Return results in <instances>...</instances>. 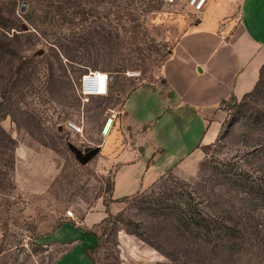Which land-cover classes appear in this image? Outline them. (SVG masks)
I'll return each instance as SVG.
<instances>
[{
	"label": "rangeland",
	"instance_id": "rangeland-1",
	"mask_svg": "<svg viewBox=\"0 0 264 264\" xmlns=\"http://www.w3.org/2000/svg\"><path fill=\"white\" fill-rule=\"evenodd\" d=\"M196 18L184 0H0V264H53L67 246L45 235L102 200L114 202L116 151L108 146L119 137L125 99L160 75ZM94 70L110 73L108 95L80 93L82 75ZM220 108L226 116L213 143L115 201L94 264H264V81ZM20 144L54 157L37 154L35 167L20 166ZM95 148L87 163L74 151ZM242 179L255 181L254 191Z\"/></svg>",
	"mask_w": 264,
	"mask_h": 264
},
{
	"label": "crops",
	"instance_id": "crops-1",
	"mask_svg": "<svg viewBox=\"0 0 264 264\" xmlns=\"http://www.w3.org/2000/svg\"><path fill=\"white\" fill-rule=\"evenodd\" d=\"M263 65L264 0H208L174 44L160 75L135 86L125 99L119 137L113 134L108 146L116 151L110 158L114 202L106 206L102 200L77 218L64 219L43 238L67 246L53 264H94L86 248L98 243L109 213L118 212L115 201L184 167L200 146L213 143L226 116L221 104L252 91ZM53 152L20 144L15 155L20 166L33 168L37 154L51 161Z\"/></svg>",
	"mask_w": 264,
	"mask_h": 264
},
{
	"label": "built area",
	"instance_id": "built-area-1",
	"mask_svg": "<svg viewBox=\"0 0 264 264\" xmlns=\"http://www.w3.org/2000/svg\"><path fill=\"white\" fill-rule=\"evenodd\" d=\"M164 1H173V0H164ZM185 4L190 7L194 12L202 11L208 0H184ZM131 76L137 77L139 76V72H132ZM111 75L108 72L102 70H94L89 71L82 75L80 79L79 90L80 93L85 97L91 96H106L110 92V84H111ZM110 126L113 124V120L110 121ZM69 128L73 130H79V125L70 121L68 123ZM109 126V128H110ZM108 128V129H109ZM67 215L69 217H74V214L71 210L67 211Z\"/></svg>",
	"mask_w": 264,
	"mask_h": 264
},
{
	"label": "trees",
	"instance_id": "trees-1",
	"mask_svg": "<svg viewBox=\"0 0 264 264\" xmlns=\"http://www.w3.org/2000/svg\"><path fill=\"white\" fill-rule=\"evenodd\" d=\"M263 81H264V65L261 67L260 78H259L257 84L255 85L254 89L252 91L246 93L243 97H246L248 95H251V94L255 93L257 90H259L260 87L263 84ZM224 102H226V101H224ZM242 180H244V179H242ZM244 181H245V183L243 184V186L245 188H247L248 192L254 191L253 189L255 188V185H256L255 181H253V180L252 181H250V180L249 181L244 180ZM112 185H113V183H112ZM112 185H110V191L112 190V187H113ZM124 199H126V198H123V199H120V200L123 201ZM120 200H117V201H120ZM207 227H208V230H209V228L212 227V223L209 222V221H207ZM222 227L227 228V229H230L231 228V226L224 225V224L223 225H220L218 228H222ZM212 230H213V228L211 229V231ZM97 245H98V243L94 247L86 248V251L88 253V256L90 257V259L92 260V262H94V260L92 258V254L91 253H92V251H94V249L97 247Z\"/></svg>",
	"mask_w": 264,
	"mask_h": 264
},
{
	"label": "water",
	"instance_id": "water-1",
	"mask_svg": "<svg viewBox=\"0 0 264 264\" xmlns=\"http://www.w3.org/2000/svg\"><path fill=\"white\" fill-rule=\"evenodd\" d=\"M99 150V148H95L84 154L82 151L74 149L76 156L81 161V163H87L88 161H90L99 152Z\"/></svg>",
	"mask_w": 264,
	"mask_h": 264
},
{
	"label": "bare ground",
	"instance_id": "bare-ground-1",
	"mask_svg": "<svg viewBox=\"0 0 264 264\" xmlns=\"http://www.w3.org/2000/svg\"><path fill=\"white\" fill-rule=\"evenodd\" d=\"M112 120H113V119H112ZM109 126H110V122H108V124L106 125L105 131H104L105 134L108 133V130H109L108 128H109Z\"/></svg>",
	"mask_w": 264,
	"mask_h": 264
},
{
	"label": "flooded vegetation",
	"instance_id": "flooded-vegetation-1",
	"mask_svg": "<svg viewBox=\"0 0 264 264\" xmlns=\"http://www.w3.org/2000/svg\"><path fill=\"white\" fill-rule=\"evenodd\" d=\"M88 153V152H87Z\"/></svg>",
	"mask_w": 264,
	"mask_h": 264
}]
</instances>
